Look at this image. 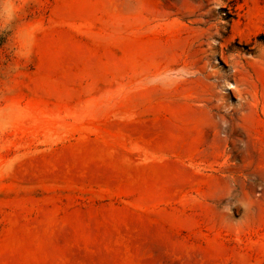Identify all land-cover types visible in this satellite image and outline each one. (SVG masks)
<instances>
[{"label":"rangeland","instance_id":"374dc122","mask_svg":"<svg viewBox=\"0 0 264 264\" xmlns=\"http://www.w3.org/2000/svg\"><path fill=\"white\" fill-rule=\"evenodd\" d=\"M0 264H264V0H0Z\"/></svg>","mask_w":264,"mask_h":264}]
</instances>
